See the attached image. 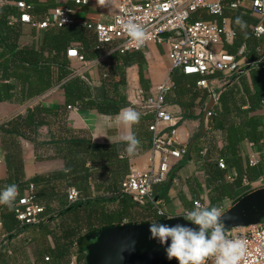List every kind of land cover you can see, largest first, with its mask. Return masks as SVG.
Segmentation results:
<instances>
[{
	"label": "trees",
	"instance_id": "obj_1",
	"mask_svg": "<svg viewBox=\"0 0 264 264\" xmlns=\"http://www.w3.org/2000/svg\"><path fill=\"white\" fill-rule=\"evenodd\" d=\"M17 1L20 0L7 1L0 5V102L15 101L22 104L43 96L57 86L63 92L65 105L54 109L37 104L32 109H28L24 115L0 124L1 149L7 173V177L0 181V188L14 183L18 193H21L30 186L33 189L34 184L55 180L62 182L64 178L65 183L64 185L61 183L60 186L64 189L75 188L80 199L76 203L67 205L61 212L62 215L70 214L68 221L70 224L59 233H50L54 248L47 251L45 258L49 260V264H72V257H75L74 264H86L85 251L89 235L108 227L123 225L124 221L126 224L134 223L130 215L133 208L149 211L152 209L147 204L135 203L121 192V182L129 172L128 165L125 169H105V172H102L104 169L101 167L114 166L122 158L116 146L95 145L85 137V134L67 127L68 106L94 109L103 114L115 115L121 108L129 106V103L123 99L108 97L104 87L100 96L95 95L86 75L74 74L66 57V51L74 47L84 60L93 61L102 58L101 64L120 60L121 71L116 73L113 71L115 68L111 67L109 73L112 77L119 76L121 84L124 83V68L134 62L140 63V51L124 54L114 52L111 45L100 44L95 33L83 24L63 29H48L40 33L36 42L20 46L21 24L11 22L12 19L19 17L14 5ZM63 4L71 9H77L72 2ZM243 7L230 10L226 8L221 16L212 15L211 22L222 26L221 22L225 17H229L234 37L243 38L247 43L255 45V41L251 40L252 35L248 26L255 24L257 20L250 16L248 7L247 9ZM210 17L204 14L201 18L207 21ZM237 17L244 21L243 29L235 23ZM194 19H197V15ZM225 48L227 50V47ZM228 48L230 50L224 49V52L234 55L238 45L232 43ZM263 66L262 61L257 62V59H253L250 65L242 69V72L229 75L226 86L219 92L216 91V104L208 111L210 116L206 117V128L202 135L205 139L199 150L205 152L203 161H213L212 163L217 165L214 175L215 186L210 190L211 206L219 207L225 199L231 200L232 205L235 204L248 194L250 182L264 177V142H262L264 132L260 129L263 127V122L258 114L259 110H264V77L261 75ZM103 76L106 77V73ZM211 77H207V80ZM200 79L199 75H185L179 70L171 71L169 76L171 86L165 95L164 105L177 104L182 110L183 117L190 118L196 100L200 103L209 97L206 89L197 86ZM139 83L142 87L145 83L141 68ZM44 127L51 132L56 130L54 144L60 147L64 169L61 173L36 176L25 182L19 138L30 140L28 133L36 135L37 130ZM243 142L258 147L254 164L250 163V158L241 155L239 145ZM209 153H214L215 156L210 157ZM219 160L224 165L223 169L218 166ZM88 163L89 168L85 167ZM95 164H98L95 168L100 169H92V165ZM95 173L96 176L110 175L113 184L118 181V187L114 188L112 184L109 188L100 189L99 194L97 189L92 193L89 183ZM31 195L34 202L40 204L35 200L33 191ZM20 197L18 194L13 204ZM193 201L199 200L193 199L188 209L192 208ZM115 202L118 203V208L111 207ZM4 207L0 206L2 229L9 238H13L20 232L19 223L14 218L12 206L4 205ZM44 216V221L39 225L25 227L38 228L51 221L52 214L48 212L46 206ZM160 220L162 218L140 223ZM259 222L264 225V216Z\"/></svg>",
	"mask_w": 264,
	"mask_h": 264
},
{
	"label": "crops",
	"instance_id": "obj_2",
	"mask_svg": "<svg viewBox=\"0 0 264 264\" xmlns=\"http://www.w3.org/2000/svg\"><path fill=\"white\" fill-rule=\"evenodd\" d=\"M7 1L13 2L14 0ZM20 1L31 4L33 13L38 16L43 15L42 13L45 14L57 5L71 3L66 0ZM119 1L120 0H92L86 6L77 7V9L73 11L77 19L74 25H82L84 21L109 22L116 11ZM249 3L250 0H243V8L247 9ZM204 14L211 16L207 21L213 20V16L203 10L194 13L192 19L203 20L201 17ZM196 15L197 19H194ZM250 16L257 20L253 15ZM221 24L224 26L225 34L221 43L214 48L215 51H225V47H227V50H230L228 47H230L232 43L238 45V49L234 55H237L238 51H242V54L237 56L240 72H242V69L247 65H250L253 59H257V62L262 61V63H264V34L260 37H255L252 34V27L255 24L248 26L252 35L251 40L255 41V45L247 43L243 38L234 37L229 17H225ZM39 35L40 33H36L21 25V36L19 38L20 46L31 44L33 41L36 42ZM167 52V45L149 44L146 46L139 52L140 63L134 62L124 68L123 84L119 83V76L112 77L109 73L111 72V67L112 69L115 68L113 71L116 73L121 71L122 63L120 60L113 61L110 64L108 63L109 65L104 63L101 64V62L92 64L84 73L95 95L100 96L102 94V87H104L108 97L123 99L129 103V106L121 108L115 115L103 114L94 109L87 110L80 107H72L66 111L68 128L85 134V137L95 145L116 146L118 154L122 158H118L119 161H117L114 166L107 165L101 167V169H104L102 172H105V169H125L126 165L138 170H145L150 165L152 152L150 150V132L148 131V126L151 124L153 117L142 109L139 100V91H142L144 95L150 94L158 85L167 79L169 80L171 70L167 60ZM70 65L72 69L82 66L81 63L75 61H70ZM108 66L110 68L109 70ZM140 68L145 79L143 87L139 83ZM104 73H106V77L103 76ZM261 75L264 77V66L261 70ZM227 77L228 76L222 73L213 75L208 80L211 89L215 92H219L226 86ZM211 103H213V106L215 105L211 97L206 98V100L200 103L196 100L195 106L191 110L192 116L190 118L183 117L182 110L177 104L172 103L166 105V110L173 118L175 145L178 147L186 146L187 148L186 155H184L181 160L172 163L166 181L156 185L153 189L154 195L163 200L164 211L170 217H177L183 210L190 208L193 199L199 200L205 206H211L210 196L212 193L210 190L215 186L214 175L217 165L212 163L213 161H203L205 152L199 150L204 143L203 141L205 138L202 135L206 128V114L209 111ZM37 104L54 109L64 107L65 99L62 90L56 86L43 96L26 101L22 104L16 103L15 101L0 102V124L12 120L17 116L24 115L28 109H32ZM127 107H132L140 113L139 121L132 128V131L140 141L138 150L133 155H129L126 152V145L121 139L127 129L116 120L117 115ZM258 114L263 122V127L260 129L264 132V110H259ZM167 130L168 128L165 129V131ZM28 137L30 140L19 138L24 181H30L36 176L61 173L64 169V163L61 159L60 147L54 144L56 130H52L51 132L50 129L44 127L38 129L36 135L28 133ZM239 149L243 157L256 159L258 149L256 145L243 142L239 145ZM208 155L210 157L215 156L214 153H209ZM155 161H157L156 156ZM96 165L98 164L92 165V169H100L95 168ZM85 167L89 168V163L86 164ZM6 177L4 154L0 142V181L4 180ZM61 183L64 185V178L62 182L55 180L47 183L34 184L31 190L35 193V200L46 206L48 212L52 214L53 219L51 221L49 220L38 228L19 225L20 232L13 238H9L7 236L8 234L3 231L2 225L0 226V264L50 263L49 260H44V258L47 257V251L54 248L50 233H59L61 229L68 228L70 224L68 222L70 220V214L66 213L62 215L61 213L67 206L65 199L66 189L60 186ZM112 184L110 175L96 176V173L89 183L92 193L97 189L98 194L100 189L104 187L109 188ZM112 186L117 188L118 181ZM263 187L264 177H259L255 181L250 182L247 192L250 193ZM18 194L23 197L29 195L30 190L24 189L21 193L17 192V196ZM0 206L4 207V205ZM221 206H224L226 211L232 206L231 200H223ZM111 207L118 208L119 205L115 202ZM130 215H132L134 223H140L145 220L152 221L156 218L165 219V217H158L153 210L149 211L139 208H133L132 211H130ZM123 224H126V221H124Z\"/></svg>",
	"mask_w": 264,
	"mask_h": 264
},
{
	"label": "built area",
	"instance_id": "obj_3",
	"mask_svg": "<svg viewBox=\"0 0 264 264\" xmlns=\"http://www.w3.org/2000/svg\"><path fill=\"white\" fill-rule=\"evenodd\" d=\"M68 1L76 7H81L88 5L92 0ZM6 2L7 0H0V5ZM14 5L19 17L12 19L11 22H17L36 33H43L48 29L69 28L77 22L73 14L74 9L65 4L57 5L40 16L34 14L32 5L24 1H17ZM240 6H243V0H120L109 22L84 21L83 25L95 33L100 44H109L112 46V51L120 54L142 51L149 44L167 45L170 70H179L185 75L201 76L197 86L206 89L209 97L216 104L217 94L211 89L207 77L216 73L226 76L239 73L237 56H240L242 51H238L237 55L215 51L214 48L221 43L222 35L225 34L224 26L206 20H193L192 15L203 10L210 15L221 16L225 8L237 9ZM248 8L251 15L257 18V23L252 27V34L260 37L264 34V0H251ZM128 21L138 23L145 28L147 39L143 46L137 48L130 42L123 29V24ZM66 57L69 61L82 64L79 68H73L74 74L79 76L102 59L86 61L74 47L66 51ZM170 86V80L167 79L150 94L144 95L139 91L142 109L153 117L148 126L152 156L150 165L145 170L129 167V172L120 186L121 192L129 196L132 201L140 205H149L158 216L165 219L172 217L165 213L163 200L154 195L153 187L164 183L172 163L181 160L187 153L186 146L175 145L173 118L164 105V98ZM70 108L72 106L67 107ZM206 115L209 117L210 113ZM250 163L254 164L255 160L250 159ZM218 166L224 168L221 160L218 161ZM29 190V195L20 197L12 205L14 218L20 226H37L45 219V206L34 202L31 195L32 186ZM65 199L67 205H70L76 203L80 195L75 188L69 187L66 189ZM196 205L208 207L200 201H193L192 208ZM218 208L222 215L225 207ZM191 209L183 210L178 216L184 217L186 211ZM225 235L228 238H240L245 241L246 252L239 264H264L262 223L225 228ZM74 260L75 257H72V264ZM207 264H213L212 259H209Z\"/></svg>",
	"mask_w": 264,
	"mask_h": 264
},
{
	"label": "clouds",
	"instance_id": "obj_4",
	"mask_svg": "<svg viewBox=\"0 0 264 264\" xmlns=\"http://www.w3.org/2000/svg\"><path fill=\"white\" fill-rule=\"evenodd\" d=\"M235 23L241 29L245 27L239 17ZM123 29L137 48L143 46L147 39L144 27L128 21L123 24ZM139 119L140 113L132 107L124 108L116 117L118 123L127 129L121 139L129 155L135 154L140 144L132 131ZM17 192L14 183L0 188V205L11 207ZM184 221L174 224L153 221L147 227L148 238L163 249L167 260H175L176 264H207L209 259L213 264H239L246 252L245 241L225 235L218 207L196 205L186 211Z\"/></svg>",
	"mask_w": 264,
	"mask_h": 264
},
{
	"label": "water",
	"instance_id": "obj_5",
	"mask_svg": "<svg viewBox=\"0 0 264 264\" xmlns=\"http://www.w3.org/2000/svg\"><path fill=\"white\" fill-rule=\"evenodd\" d=\"M263 216L264 187L241 197L221 218L225 228H229L259 223ZM157 222L174 224L185 221L183 216H178ZM149 224L117 225L89 235L86 264H176L175 260H167L163 249L148 238Z\"/></svg>",
	"mask_w": 264,
	"mask_h": 264
},
{
	"label": "rangeland",
	"instance_id": "obj_6",
	"mask_svg": "<svg viewBox=\"0 0 264 264\" xmlns=\"http://www.w3.org/2000/svg\"><path fill=\"white\" fill-rule=\"evenodd\" d=\"M213 106V103H211V105L209 106V109L211 108ZM55 261H53V263H54Z\"/></svg>",
	"mask_w": 264,
	"mask_h": 264
}]
</instances>
